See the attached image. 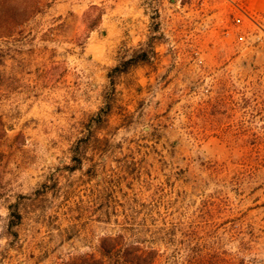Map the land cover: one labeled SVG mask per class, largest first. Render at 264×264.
Returning <instances> with one entry per match:
<instances>
[{
    "label": "rangeland",
    "instance_id": "obj_1",
    "mask_svg": "<svg viewBox=\"0 0 264 264\" xmlns=\"http://www.w3.org/2000/svg\"><path fill=\"white\" fill-rule=\"evenodd\" d=\"M2 21L0 264L173 229L158 264H264V0H33Z\"/></svg>",
    "mask_w": 264,
    "mask_h": 264
},
{
    "label": "trees",
    "instance_id": "obj_2",
    "mask_svg": "<svg viewBox=\"0 0 264 264\" xmlns=\"http://www.w3.org/2000/svg\"><path fill=\"white\" fill-rule=\"evenodd\" d=\"M32 2L33 0H25L22 5L17 3V0H0V22L5 19V21L3 20L5 24L13 26L16 24L17 17L32 8ZM88 28L92 29L91 26ZM144 60V54L139 57H129L123 63V70L115 67L111 70V74L114 72L126 73L129 68ZM108 78H110V74ZM175 231L173 229L161 238H151L149 240L146 238H128V243L123 236H107L100 240L98 257L86 255L71 261L69 264H158L162 254L159 249L152 245H156V241L166 245L171 244L174 242ZM175 264L178 263L175 262ZM179 264H223V262L219 259H211L208 254L190 251L181 259Z\"/></svg>",
    "mask_w": 264,
    "mask_h": 264
}]
</instances>
